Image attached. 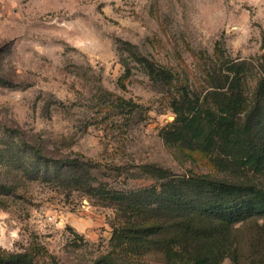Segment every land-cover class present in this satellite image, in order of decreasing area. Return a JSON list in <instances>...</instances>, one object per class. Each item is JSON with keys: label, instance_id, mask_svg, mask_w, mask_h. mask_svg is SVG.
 Returning <instances> with one entry per match:
<instances>
[{"label": "rangeland", "instance_id": "374dc122", "mask_svg": "<svg viewBox=\"0 0 264 264\" xmlns=\"http://www.w3.org/2000/svg\"><path fill=\"white\" fill-rule=\"evenodd\" d=\"M263 76L264 0H0V249L91 264L128 220L111 194L159 184L142 165L231 178L215 152L162 131L184 90L202 107L232 93L246 107ZM30 145L90 178H30ZM249 233L234 231L241 262Z\"/></svg>", "mask_w": 264, "mask_h": 264}, {"label": "trees", "instance_id": "16d2710c", "mask_svg": "<svg viewBox=\"0 0 264 264\" xmlns=\"http://www.w3.org/2000/svg\"><path fill=\"white\" fill-rule=\"evenodd\" d=\"M232 94L219 95L226 97L212 109L202 107L197 95L191 97L184 90L174 101V119L162 131L164 139L189 149L215 152L218 165L232 177L174 174L153 164L142 165L159 184L111 194L128 220L114 228L112 250L91 264H150L141 259L149 253H158L165 264H222L226 257L235 264H264V76L248 106ZM29 147L30 178L53 173L68 180H80L82 173L87 179L91 176L77 158H57L42 147ZM3 189L10 187L0 184ZM245 224L250 228L247 243L252 254L241 262L234 231ZM115 249L131 255L123 257ZM0 264L38 263L27 251L0 249ZM42 264L58 263L52 259Z\"/></svg>", "mask_w": 264, "mask_h": 264}]
</instances>
